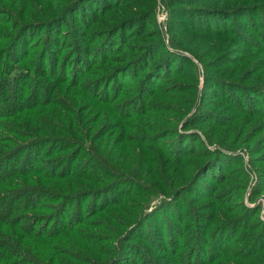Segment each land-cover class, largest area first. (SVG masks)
<instances>
[{
  "label": "trees",
  "instance_id": "obj_1",
  "mask_svg": "<svg viewBox=\"0 0 264 264\" xmlns=\"http://www.w3.org/2000/svg\"><path fill=\"white\" fill-rule=\"evenodd\" d=\"M81 4L82 0H0V264H63L62 260L78 264L76 255L69 251L70 257L60 255L61 261L56 260L59 240H68L81 231L77 226L89 228L90 224L104 222L106 235L102 240L106 249L100 252L103 264H125V257L133 254V250L145 256L133 240L140 238L139 232L146 222L169 214L170 207L169 202L159 205L153 216L154 213L146 212L149 204L158 198L169 197L173 201L194 194L192 190L200 174L208 168L206 164L218 162L222 157L217 147H224L223 144L214 142L218 135H208L205 129H200L204 137L195 132L193 136H183L179 131V128H191L198 121L201 109L200 101L196 103L198 89H182L181 92H188L190 96L184 100V105L178 106L180 100L173 94L176 90L157 93L154 84L148 85L154 67L141 70L140 81L135 83L137 91L124 92L116 84V77L109 75L103 80H93L97 84H90L86 78L94 88L89 93L84 83L86 107L75 108L76 103L83 100L74 91L78 89L75 85L67 90V100L63 98L67 102L60 101L62 89L68 83L59 84L57 71H63L70 63L72 72L75 63L72 57L64 64L65 55L50 61L49 44L59 46L63 27L83 28L87 32L97 23L86 17V13L91 12V4ZM129 4L132 2L125 5ZM143 5L138 3L135 11ZM190 6H193L191 2ZM152 9L148 6L142 16L126 17L128 19L118 18L117 12L112 13L113 19L108 14L109 21L104 28L109 29L99 30L98 34L108 36L137 26L142 18L153 16ZM77 10L80 17L87 18L86 21L79 19L82 24L69 18ZM98 26L101 24L96 28ZM65 36L74 35L67 31L62 37ZM36 37L41 41L38 44ZM159 42L160 46H165ZM30 56L35 60L30 61ZM139 62V59L133 60L130 67ZM41 76L51 81L46 83ZM209 78L203 82L202 93ZM215 79L221 81V78ZM105 81L114 84L112 92L96 91ZM216 84L223 85L222 82ZM148 86L149 89H142ZM66 111L68 115L64 114ZM129 114L138 118L135 121L142 128L136 129L134 134L140 135L132 136L128 129L130 126L125 119ZM158 116H161L160 123ZM99 122L103 124L98 125ZM73 128H78L79 132L76 129L74 132ZM104 137L107 139L102 140ZM183 137H192L201 147L198 151L193 148V155L186 153L179 149ZM211 144H215L212 150L208 149ZM125 150L129 152V165L121 164ZM189 158L205 159L199 169ZM242 191L238 189L237 198L232 201L239 200L240 210L226 205L227 198L221 203L213 202L217 210L216 217L211 212L216 224L213 232L232 230L228 225L241 219L240 213L235 215L234 212L242 210ZM112 194L115 200H104ZM90 195L102 202L93 203L88 220L84 221L81 215L77 217L74 211L70 213L74 205ZM128 196H133L130 199L135 201ZM255 215L252 213L245 220ZM112 216L116 221L108 224L106 220ZM227 216L230 220L225 219ZM245 220L239 224L243 226ZM237 225L233 228L242 227ZM226 226L228 228L224 229ZM117 245L124 246L125 252L119 251ZM92 250L79 253L87 255ZM96 250H100L99 247ZM146 261L142 264H152Z\"/></svg>",
  "mask_w": 264,
  "mask_h": 264
},
{
  "label": "rangeland",
  "instance_id": "obj_2",
  "mask_svg": "<svg viewBox=\"0 0 264 264\" xmlns=\"http://www.w3.org/2000/svg\"><path fill=\"white\" fill-rule=\"evenodd\" d=\"M117 1L82 0L81 5L91 4L92 8L90 13H86V17L97 22L88 30L92 31V34L83 28L71 30L63 27L59 46L49 44L50 61L64 58L65 55L64 64L72 57V63H75L72 72L69 69L70 63L66 69L60 70L63 74L57 71L59 84L68 83L66 88L62 89L63 96L60 101L67 102L66 92L69 87L75 85L78 89L74 91L83 99L82 102L76 103L75 108L86 107L85 84L89 93L94 89L93 85L86 82V78H89L90 84H97L93 83L97 78L103 80L109 75L116 77V84L122 87L124 92L137 91L135 83L140 81L141 70L154 67L150 75L152 81H149L148 85L154 84L157 93H172L176 90L173 94L180 100L178 106L184 105V100L190 96L188 92H181L182 89H198L196 103L200 101L201 105L198 121L191 128H179L180 133L183 136H193L195 132L204 137L200 129H205L208 135H218V140L214 142H220L224 146L217 147L222 153L218 160L221 163L206 164L208 168L200 174L192 190L194 194L184 195L183 198L173 201H170L169 197L158 198L149 204L146 212L152 214L159 205L169 202L170 207L164 206L169 207V214L158 215L156 220L151 219L144 224L139 232L140 238H135L133 243H136V248L145 256L137 255V250H133V254L125 257L124 263L142 264V261L147 259L146 262L152 264H264V96L261 90H264V0ZM128 2L132 4L125 5ZM190 2L193 6H190ZM138 3L144 4L143 8L135 11ZM117 4L119 6L114 8ZM148 6L153 7V16L149 19L147 16L142 18L137 26L108 36L98 34L99 30L109 29L104 28V24L109 21L108 14L113 19L112 13L117 12L118 18L128 19L126 17L142 16ZM78 12L79 10L69 18L82 24L79 19L86 21L87 18L80 17ZM98 24L101 26L96 28ZM67 31L73 32L74 36L63 38ZM38 37L35 38L37 44L41 42ZM159 41L165 46H160ZM159 49L161 51L158 52ZM138 59L140 62L130 67V63ZM29 60H35V57L30 56ZM107 68H110V71H106ZM92 71L94 73H91ZM206 75L210 78L202 93ZM215 77L221 78V81ZM42 79L46 83L51 81L50 78ZM217 82H222L223 85L219 86ZM113 86L114 84L105 81L96 91L111 93ZM149 86L142 89L147 90ZM81 87L84 89H80ZM157 105L159 104L157 103L156 107ZM64 114L68 115V111ZM130 115L125 119V123L130 126L128 129L132 136L140 135L134 134L136 129L142 128L135 121H138V118ZM157 118L160 123L161 116ZM184 121L185 119L182 122ZM102 124L99 122L98 125ZM75 129L79 132L78 128H73L74 132ZM106 139L107 137L102 138ZM211 145H208L210 150L214 149L215 144ZM200 147V143H194L192 137L180 139L179 149L188 154L193 155V148L198 151ZM128 154L126 150L123 152L121 164H130ZM189 159L200 169L205 158ZM238 189H243L242 210L234 214L240 213L242 220L236 223L232 221L233 225H228L232 230L213 232L216 224L211 212L215 213V217L217 215L213 202L221 203L227 198L226 205L230 204L229 207L240 210L239 200L232 202L237 198ZM112 196L113 194L104 200H115ZM99 200L102 202L100 198L96 200L94 196H87L85 200L81 199L78 205H74L70 213L74 211L77 217L81 215L86 221L93 203L98 204ZM136 201L139 202L138 199ZM232 203L235 205L232 206ZM252 213H256L254 218L245 220ZM225 219L230 220L229 216ZM243 220L245 221L242 226L239 223ZM114 221V216L106 220L108 224H113ZM103 225L105 222L102 225L90 224L89 228L77 226L81 231L68 240H59L61 244H58L56 260L61 261L60 255L70 257L67 253L69 251L76 255L78 264H103L100 258V252L106 249L102 240L106 235ZM236 225L242 227L233 228ZM48 231L50 233L52 227ZM233 239L235 240L232 241ZM96 247L100 250H96ZM117 247L119 251L121 249L125 252L124 246ZM89 249L93 250L87 255L79 253ZM40 261L44 262L42 259ZM61 262L72 263L67 260Z\"/></svg>",
  "mask_w": 264,
  "mask_h": 264
}]
</instances>
